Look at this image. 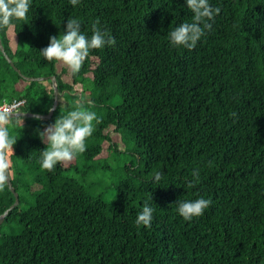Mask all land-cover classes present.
<instances>
[{
	"label": "trees",
	"instance_id": "trees-1",
	"mask_svg": "<svg viewBox=\"0 0 264 264\" xmlns=\"http://www.w3.org/2000/svg\"><path fill=\"white\" fill-rule=\"evenodd\" d=\"M220 9L195 48L173 47L168 32L192 22L186 0H31L25 18L0 26V101L25 100V112L51 119L0 121L15 140L5 158L19 204L0 232V264H264V0H209ZM69 18L92 25L114 44L91 49L78 72L40 50ZM25 77H45L27 81ZM114 97L120 103L111 105ZM96 112L83 153L40 167L43 130L68 112ZM134 163L117 169L115 197L88 184L109 169L108 156ZM0 217L15 203L2 163ZM104 161H108L105 162ZM160 172L161 180H155ZM211 203L190 221L179 200ZM144 203L151 226L137 225Z\"/></svg>",
	"mask_w": 264,
	"mask_h": 264
},
{
	"label": "clouds",
	"instance_id": "clouds-1",
	"mask_svg": "<svg viewBox=\"0 0 264 264\" xmlns=\"http://www.w3.org/2000/svg\"><path fill=\"white\" fill-rule=\"evenodd\" d=\"M31 0H0V26L9 25L13 19L26 17ZM75 6L78 0H69ZM188 8L192 11V22H183L173 27L167 34L168 41L173 47L193 49L201 41L205 30L212 28L216 14L220 9L213 7L209 0H186ZM114 37L107 34L94 23L91 35L80 30V21L69 18L66 30L56 36L49 37V44L40 50V54L47 61H60L67 65L72 72H78L91 49H100L105 45L114 44ZM51 110V109H49ZM0 119L6 117L0 116ZM35 119L40 120L39 116ZM93 121H99L96 112L89 110H77L62 115L43 130L37 129L41 140L47 141V147L40 152V167L53 170L63 161L71 160L76 154L83 153L86 148V138L92 134ZM14 137H9L6 129H0V145L7 146L14 142ZM155 180H161L160 172L155 174ZM0 179H3L0 176ZM211 201L203 196L195 199L179 200L176 203L177 213L186 221L201 216L208 208ZM153 208L144 203L137 213L135 223L137 225L151 226Z\"/></svg>",
	"mask_w": 264,
	"mask_h": 264
},
{
	"label": "rangeland",
	"instance_id": "rangeland-1",
	"mask_svg": "<svg viewBox=\"0 0 264 264\" xmlns=\"http://www.w3.org/2000/svg\"><path fill=\"white\" fill-rule=\"evenodd\" d=\"M120 101H121L120 98L114 97L113 99H111L109 103L114 106L120 103ZM117 142H118L117 145L121 147L123 153H119L118 155H115L114 157H112L113 159L109 158L108 156L104 157L103 160L109 159V162L104 161V163L108 162V165L110 166L109 169L107 171L101 169L92 173L90 180L88 181V184L93 189V191H95L97 194L102 195L105 200H113L115 197V192L112 186H114L113 183L117 180L118 167L123 165V162L129 165L134 163V156L125 153V151L128 150L126 141L121 138V140H117ZM15 227H16L15 222L11 221L1 226L0 232L1 234L12 233L13 232L12 229Z\"/></svg>",
	"mask_w": 264,
	"mask_h": 264
},
{
	"label": "water",
	"instance_id": "water-1",
	"mask_svg": "<svg viewBox=\"0 0 264 264\" xmlns=\"http://www.w3.org/2000/svg\"><path fill=\"white\" fill-rule=\"evenodd\" d=\"M0 49L2 51V53L5 55L6 59L11 63V65L15 68V70H17V72L22 76V73L19 71V69H17L15 67V65L12 63L10 57L6 54L5 50H4V47L2 45V42H1V38H0ZM27 81H43L47 78L45 77H37V78H33V77H25L23 76ZM51 81H52V84H53V88H54V103H53V106L51 108V110L49 111L48 114H45V115H42V114H35V113H32V112H19V113H16V114H12V115H9V116H3V117H6V119H15V118H19V117H27V118H35L36 116H39L40 118L42 119H51L55 110L57 109L58 105H59V96H60V93H59V89H58V85H57V78L56 76H52L49 78ZM1 120H4V119H0ZM1 129V127H0ZM6 147L7 146H3L2 148V153H1V156H2V163H3V166L5 168V171H6V176H7V182H8V185H9V188L10 190L14 193L15 195V198H16V201L15 203L0 217V225L3 223L6 215L11 211L13 210L16 206H18L19 204V195L18 193L16 192L15 188L13 187V184L11 182V176H10V172H9V169H8V166H7V162H6V158H5V153H6Z\"/></svg>",
	"mask_w": 264,
	"mask_h": 264
},
{
	"label": "built area",
	"instance_id": "built-area-1",
	"mask_svg": "<svg viewBox=\"0 0 264 264\" xmlns=\"http://www.w3.org/2000/svg\"><path fill=\"white\" fill-rule=\"evenodd\" d=\"M26 106V101L23 99H13L0 101V116H9L19 112H23Z\"/></svg>",
	"mask_w": 264,
	"mask_h": 264
},
{
	"label": "crops",
	"instance_id": "crops-1",
	"mask_svg": "<svg viewBox=\"0 0 264 264\" xmlns=\"http://www.w3.org/2000/svg\"><path fill=\"white\" fill-rule=\"evenodd\" d=\"M23 112H25V111H23ZM16 119V118H15Z\"/></svg>",
	"mask_w": 264,
	"mask_h": 264
}]
</instances>
